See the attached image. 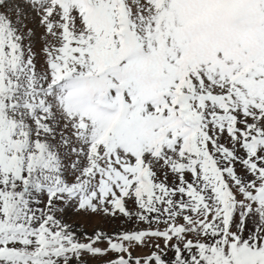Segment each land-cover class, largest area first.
I'll list each match as a JSON object with an SVG mask.
<instances>
[{"label": "snow or ice", "instance_id": "1", "mask_svg": "<svg viewBox=\"0 0 264 264\" xmlns=\"http://www.w3.org/2000/svg\"><path fill=\"white\" fill-rule=\"evenodd\" d=\"M0 264H264V0H0Z\"/></svg>", "mask_w": 264, "mask_h": 264}]
</instances>
